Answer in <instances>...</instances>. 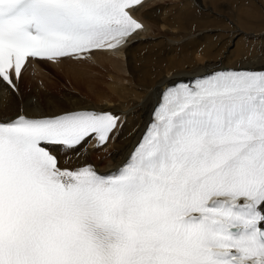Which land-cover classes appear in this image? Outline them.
I'll list each match as a JSON object with an SVG mask.
<instances>
[{"label": "snow or ice", "instance_id": "obj_1", "mask_svg": "<svg viewBox=\"0 0 264 264\" xmlns=\"http://www.w3.org/2000/svg\"><path fill=\"white\" fill-rule=\"evenodd\" d=\"M142 0H0V264H264V69L163 90L120 167H62L123 127L112 112L18 106L30 58L116 50Z\"/></svg>", "mask_w": 264, "mask_h": 264}, {"label": "bare ground", "instance_id": "obj_2", "mask_svg": "<svg viewBox=\"0 0 264 264\" xmlns=\"http://www.w3.org/2000/svg\"><path fill=\"white\" fill-rule=\"evenodd\" d=\"M137 15L145 29L118 52L95 51L88 59L40 60L27 65L22 100L21 77L18 94L11 95L4 115H13L18 106L49 111L93 108L121 114L125 123L116 139L99 151H83L77 158L78 163H93L104 171L126 158L143 132L152 105L168 84L221 67L264 65V0H147ZM251 24L256 26L249 27ZM242 25L254 31V40L232 49L234 40L249 32ZM61 79L86 82L83 92L88 100L70 94L64 97ZM8 92L0 83V96Z\"/></svg>", "mask_w": 264, "mask_h": 264}, {"label": "rangeland", "instance_id": "obj_3", "mask_svg": "<svg viewBox=\"0 0 264 264\" xmlns=\"http://www.w3.org/2000/svg\"><path fill=\"white\" fill-rule=\"evenodd\" d=\"M228 19V17L227 16H225V20H227ZM228 21H230V20H228ZM226 22V21H225ZM232 24V23H231ZM255 25V24H254ZM254 25H250L249 27H255ZM245 25H242V28L245 30V31H249L248 32V34L247 33H245V37L243 36V35H240L239 36V38L236 40H234V44L232 45V49H238L239 48V46L241 47V45H242V42H243V45L244 44H246L248 41H252V40H254V37L251 35V33L252 32H254L252 29H249V30H246L245 29ZM227 31V30H226ZM252 31V32H251ZM242 36H243V38H242ZM241 38V39H240ZM248 38H249V40H248ZM240 41V42H239ZM240 43V44H239ZM239 46H238V45ZM237 45V46H236ZM99 54H101V53H99ZM98 54V55H99ZM98 55H97V57H98ZM85 63H88V62H85ZM90 65H92V66H95V67H100L101 69L103 68V66H101L99 63H98V65H94V64H91V63H89ZM105 71V70H104ZM28 76V74L26 73V71L24 72V74H23V76H22V83H21V88H22V92H21V100H22V95H24V89H23V87H24V82H25V79H26V77ZM189 77V76H188ZM84 81H82L81 83H73L72 82V80H70V79H61V82H60V86H61V88H62V93H63V96L64 97H67L68 98V95L70 94V95H75V97H78V98H85L84 100H88L86 97H85V91L83 92V90H85V89H87V85L84 83ZM81 86H80V85ZM88 85H89V83H87ZM79 85V86H78ZM84 85H86L85 87H84ZM81 88V89H80ZM65 94V95H64ZM92 95V94H91ZM80 96V97H79ZM93 97H94V99H95V96L94 95H92ZM13 97H15L14 95H13ZM16 98V97H15ZM16 100H17V102H20V99H18V98H16ZM94 107H98V108H100V107H103V104H94ZM95 160H97V158L95 159Z\"/></svg>", "mask_w": 264, "mask_h": 264}]
</instances>
